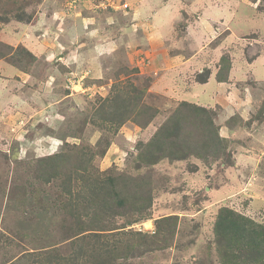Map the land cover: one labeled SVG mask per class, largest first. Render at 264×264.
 <instances>
[{
    "label": "rangeland",
    "instance_id": "obj_1",
    "mask_svg": "<svg viewBox=\"0 0 264 264\" xmlns=\"http://www.w3.org/2000/svg\"><path fill=\"white\" fill-rule=\"evenodd\" d=\"M145 1L0 0V264L46 263L47 247L57 245L59 255L67 250L61 230H77L64 209L67 173L72 189L85 195L76 179L86 174L90 181L118 177V186L123 176L128 186L151 190L149 219L107 237L130 242L127 235L137 231L150 236L118 264H219L214 225L223 207L264 224V0H151L173 8L174 33L151 30L150 5L138 14L139 32L125 31L135 5ZM200 23L206 50L221 55H198L194 62L206 58L207 67L196 77L182 65L195 49L199 36L191 31ZM222 57L233 67L219 82L208 66L215 74ZM116 85L121 95L135 86L141 110L120 127L100 121L113 112L114 106L100 107ZM230 97L240 116L230 118L233 108L221 111L233 106ZM182 102L211 110L231 156L143 165L140 145ZM63 153L69 170L48 184L50 164L43 160ZM76 194L71 203L83 213L86 205ZM129 216L105 225L126 226ZM158 221L162 232L155 235Z\"/></svg>",
    "mask_w": 264,
    "mask_h": 264
},
{
    "label": "trees",
    "instance_id": "obj_2",
    "mask_svg": "<svg viewBox=\"0 0 264 264\" xmlns=\"http://www.w3.org/2000/svg\"><path fill=\"white\" fill-rule=\"evenodd\" d=\"M21 51L27 54L32 62L37 60V57L27 49ZM220 66L217 80L219 82L227 81L232 66L223 57L220 60ZM115 89L109 95L111 98H108V103L100 107L103 110L105 106H114L113 112L109 115L105 114L100 118V121L103 124L110 122L120 127L130 121L133 116L138 115L141 110L134 95V91H138L135 86L125 95H121V90L117 85ZM119 103L121 106L117 112L115 106ZM228 142L227 138L221 136L220 128L216 125L210 109L194 103L182 102L172 115L160 125L150 142L140 145L139 151L141 152L138 155V160L145 166L158 164L165 159L170 162L183 161L190 157L204 161H208L210 157L218 160L225 153L231 156V152H227ZM66 157L67 154L63 153L49 156L43 160L50 164L46 172L49 175V179L46 178L48 184L61 177L64 169L69 170L64 165ZM93 157L94 155L91 156V158ZM67 175L62 195H69L70 201L65 204L64 209L68 213L69 219L76 222L77 230L70 226L62 229L61 231L66 233L63 243H68L67 250L63 252V255H59L56 251L57 245L47 247L50 255L48 261L46 263H44L46 260L39 261L38 264H118L132 255L133 251L130 252V249L133 250L136 247L135 244L140 245L145 239V243H148L150 236L142 234L143 232L140 231L132 233L131 236L127 235L131 239L130 242H125L120 237L112 242L107 237H110L109 235H112L114 231L149 219L153 206V195L150 189L142 191L140 186L132 188L127 185V177L123 176L120 177L122 184L118 186V177L108 176L96 179L93 177L94 181H90V177L86 174V176L76 179L82 182L81 190L87 192L85 195L72 189L73 177L70 173ZM75 194L76 197L82 195L81 204L86 205L83 213L77 212L76 204L71 203ZM77 204L80 203L77 202ZM93 207H99L102 213L90 212ZM128 212L130 216L125 217L128 219L126 226L119 227L114 224L113 227H108L105 225L107 222L114 223L119 217L124 218ZM134 216L136 219L133 218ZM166 219L168 222L173 220L172 217ZM156 225L158 231L155 235H159L162 232V226L159 221ZM214 232L219 264H264L263 223L234 209L223 207L216 218ZM117 235L124 238L122 234ZM133 240L135 242H132Z\"/></svg>",
    "mask_w": 264,
    "mask_h": 264
},
{
    "label": "crops",
    "instance_id": "obj_3",
    "mask_svg": "<svg viewBox=\"0 0 264 264\" xmlns=\"http://www.w3.org/2000/svg\"><path fill=\"white\" fill-rule=\"evenodd\" d=\"M170 1V0H169ZM168 0H165V3H168L169 2ZM228 2H231V0H228ZM196 4V3H195ZM148 6L147 10L150 11L151 7H153V15L151 17V30L153 32H157L161 35L162 33V36H167V33L169 34H173L174 31H175V28L177 27L178 24L175 25V28L173 26V24L171 23V18L173 17L174 13L172 12L173 8L171 9V7L168 5V4H164V2L162 4L155 2L153 3L151 0H146L145 2H140V3H137L135 5V12H134V16H135V19L133 21V23L131 24V26L129 27H126L124 28L125 31L127 32H130L132 34H137L139 32V22L142 20L138 14L140 13V10L143 8V6ZM199 6V4H198ZM185 5L182 3H178V6H177V9L178 11L181 10L182 13H184V10H185ZM141 15V14H140ZM222 16V15H221ZM220 16V18H221ZM170 21V22H169ZM198 21L200 22V20L198 19ZM138 22L137 24V27H136V30H132L131 28L134 27L135 23ZM201 26V27H200ZM192 29V27L190 28ZM204 26L202 23H200L198 26L194 27V30L191 31L194 33V35H198L199 38H197V41L196 43H194V46H195V49L192 50V51H189V52H186V56L189 55V59L187 58V60L185 61L186 63H184L182 65V69H185L186 73L187 74H196V77L200 76L201 74H203V72L205 71L204 68L207 67V59L205 58L200 60L199 63L197 62H194L195 58L198 56V55H203L202 57H205L204 55L206 54L208 57L210 56L209 53L213 54V55H216L219 54L221 55L220 52H218L217 50L219 49H214L213 51H207V45H203V42L201 41V37L204 36ZM105 48H110L111 45L113 46V41L112 42H105ZM193 51H196V54L193 53ZM221 60V59H220ZM204 61V62H203ZM219 62V61H218ZM191 64V65H190ZM233 67V66H232ZM215 68V74L212 73L213 72V68L210 66H208V70L210 69V71H208L211 76H214L215 80H217V74L219 72V65H216L214 66ZM232 70V68H231ZM231 75V73H230ZM213 79V81H215ZM213 83V82H212ZM82 86V85H80ZM231 103L233 104V106H226V107H221V111L223 113L227 112V108H230L229 110H231V108H233L234 112L231 114L230 118H234L236 115L240 116L241 113H238L236 110H240V108H237L236 106H238V104L236 103L235 99L234 98H231ZM239 107V106H238ZM242 109H245L244 106L241 107ZM222 136V134H221ZM223 137V136H222ZM226 138V137H224Z\"/></svg>",
    "mask_w": 264,
    "mask_h": 264
}]
</instances>
